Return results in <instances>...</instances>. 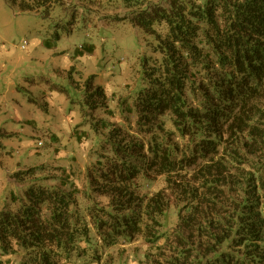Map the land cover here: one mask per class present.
<instances>
[{
	"label": "trees",
	"instance_id": "16d2710c",
	"mask_svg": "<svg viewBox=\"0 0 264 264\" xmlns=\"http://www.w3.org/2000/svg\"><path fill=\"white\" fill-rule=\"evenodd\" d=\"M18 1L28 11L49 2ZM125 4L133 10L118 21L159 56L132 98L134 126L109 125L83 191L72 170L53 186L32 182L24 204L0 214L1 255L81 264L98 237L108 248L142 240L137 264H264V0ZM104 97L97 88L90 107ZM37 170L13 179L24 185Z\"/></svg>",
	"mask_w": 264,
	"mask_h": 264
},
{
	"label": "rangeland",
	"instance_id": "374dc122",
	"mask_svg": "<svg viewBox=\"0 0 264 264\" xmlns=\"http://www.w3.org/2000/svg\"><path fill=\"white\" fill-rule=\"evenodd\" d=\"M19 3L0 0V214L21 207L32 182L53 186L60 169L75 173L77 188H88L87 169L106 153L109 125L134 126L132 98L146 84V65L159 58L150 37L118 21L133 10L125 0H49L29 11ZM97 88L106 101L94 109L89 95ZM34 168L28 183L14 181L15 173ZM162 182L156 178L142 192L151 194ZM168 218L176 222L172 211ZM94 244L81 264H137L148 247L136 240L108 248L98 237ZM23 255L0 251V264H20Z\"/></svg>",
	"mask_w": 264,
	"mask_h": 264
}]
</instances>
